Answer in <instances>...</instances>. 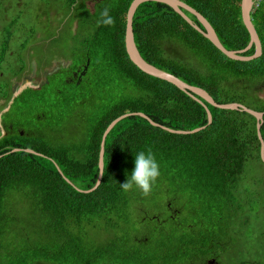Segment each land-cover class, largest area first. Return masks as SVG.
<instances>
[{
    "label": "trees",
    "instance_id": "trees-1",
    "mask_svg": "<svg viewBox=\"0 0 264 264\" xmlns=\"http://www.w3.org/2000/svg\"><path fill=\"white\" fill-rule=\"evenodd\" d=\"M132 1L104 0L91 11L81 3L74 10L77 0H67L63 17L76 14L79 18L77 34L72 33L76 50L73 60L80 64L89 58L86 76L94 74L97 86L104 88L101 83H105L108 88L100 101L78 94L69 104L60 99L71 87L75 88L73 92H77L76 87L80 90L84 79L79 84L65 83L57 99L58 121L84 106L92 104L94 109L81 115L82 120L75 121L67 131L57 122L46 127L44 138L29 140L20 144V150L0 157V264H103L105 244L91 241L90 232L117 230L115 236L128 249L129 240L137 236L133 230L135 214L141 215L135 223L143 222L145 227L137 236L142 242L139 258L127 261L129 264H188L212 256L232 264L233 258L228 255L232 250L242 254L238 264L259 262L254 247L264 243V195L258 188L247 189L243 178L248 162L264 169L257 119L246 111L223 109L205 100L213 115V122L208 124L201 102L177 85L140 69L126 48ZM183 1L210 21L228 49L239 50L249 44L242 0ZM105 10L113 18L111 24L102 22ZM185 12L204 28L194 14ZM252 19L262 42V54L252 60L230 58L166 3L140 4L133 30L139 51L150 63L206 89L219 103L240 102L264 111V98L258 94L260 84H264V0L256 1ZM48 31L46 28V37L58 35L54 31L48 36ZM254 51L252 46L244 54ZM130 112H143L172 129L207 126L195 133L179 134L137 114L125 117L106 137L101 183L90 192L79 190L92 188L98 180L101 142L108 125ZM48 116L45 113L44 119ZM80 122L85 130L82 136L61 140L62 134L78 132ZM261 131L264 137V123ZM26 148L44 155L27 152ZM149 149L161 171L152 190L147 195L135 187L123 190L120 183L126 182L134 168L135 153ZM255 179L264 183V173ZM155 198L167 211L169 204L172 208L176 205L180 217L170 219L161 208L155 213V207L149 206ZM25 204L30 214L21 213L20 207ZM245 207L251 221L241 226L248 232L258 230V236L249 232L254 242L248 246L241 238L243 230L235 231V213ZM183 215L193 224L181 220ZM33 218L38 222L36 230L47 241L31 235L35 231L30 223ZM13 228L25 236L22 244L3 239ZM242 247L245 252H240Z\"/></svg>",
    "mask_w": 264,
    "mask_h": 264
},
{
    "label": "flooded vegetation",
    "instance_id": "flooded-vegetation-1",
    "mask_svg": "<svg viewBox=\"0 0 264 264\" xmlns=\"http://www.w3.org/2000/svg\"><path fill=\"white\" fill-rule=\"evenodd\" d=\"M104 0H77L73 9L75 10L78 3L88 7L93 11L92 7ZM60 3L58 0H50L48 5L40 7L39 27H43V34L46 35V28L49 29L47 35H51L54 31L58 35L52 37H45L40 39L36 30H31L30 38L20 39L17 44L11 45L9 36L17 26V23L5 25L0 21V29L3 26L5 39L0 41V157L8 154L15 148H22L20 144L29 143V140H37L44 138L46 135V127H44L43 120L45 112L31 113L28 106V97L32 99H39L45 91V85L49 84L51 80L57 75L62 77L67 82H81L87 74L89 69L90 59L85 62L76 64L74 60L64 53H58L48 63H38L35 60L27 59L29 52L28 42L34 38L35 44L41 43L42 40L49 42V39L56 38L54 44L58 43L61 36L60 30L68 23L69 31L77 34L79 28V18L75 14L73 18L71 15L63 17L61 13ZM21 5L20 0H0V19L14 11V6ZM68 3L66 2L67 11ZM10 19L11 16H9ZM72 19V20H71ZM44 21L43 24H41ZM60 33V35H59ZM75 41L74 38H72ZM1 40V39H0ZM52 41V40H51ZM51 43H49L50 45ZM20 48L16 50L18 47ZM31 53L35 51L30 49ZM89 60V62H88ZM87 66V69H85ZM55 69H58L55 71ZM52 72V73H51ZM82 72H84L82 74ZM64 75V77H63ZM20 99V100H19ZM21 102V104H19ZM264 112V111H263ZM18 143V144H16ZM179 209L172 208L169 204L168 217L170 219L178 218ZM110 236V240L105 244L107 255L103 264H129L127 261L131 259L138 260V249L142 247L141 237L134 236L133 240H129V248L126 249L122 246L123 241L116 236ZM95 234L90 232L89 238L94 241ZM125 241V240H124ZM204 249V247H202ZM54 264L51 262L38 261L36 264ZM188 264H226L223 263L218 257H209L205 261ZM255 264H264V261L256 262Z\"/></svg>",
    "mask_w": 264,
    "mask_h": 264
},
{
    "label": "rangeland",
    "instance_id": "rangeland-1",
    "mask_svg": "<svg viewBox=\"0 0 264 264\" xmlns=\"http://www.w3.org/2000/svg\"><path fill=\"white\" fill-rule=\"evenodd\" d=\"M16 1V0H14ZM21 5L19 7L14 6V11L9 12L5 18L0 19L1 23H5V25H10L12 23H17V26L14 30H12L10 36H9V42L11 45L14 46V44H17L20 39H29L30 38V32L31 30H36V34L40 39H44L46 35L43 34V27H39L40 22H37L39 20L40 13V7L42 5H48L50 0H20ZM60 3L61 13L63 12V9L66 8V2L67 0H58ZM1 8V6H0ZM1 13V12H0ZM11 16L12 19L9 18ZM43 24L44 21H41ZM61 36L59 37L58 43L54 44L55 41H51L49 39V42H46L45 40H42L41 43L35 44L34 38L30 39L28 42L29 45V52H28V58L31 60H35L38 63H48L50 60H52L56 54L58 53H64V55L67 57L68 55L73 59L76 56V50H75V43L72 39L71 32L69 31V24L67 23L62 29ZM0 41L2 39H5L3 26L0 29ZM49 43H51L49 45ZM20 46L16 49L18 50ZM30 49L35 51L34 53L30 52ZM64 77V75H63ZM65 83H71L67 82V80H63L62 77L55 76L53 80L49 84L45 85V91L44 94L39 98L32 99L31 97H28V106L30 108L31 113H47L48 116L43 120L44 127H51L54 126L55 123L60 122L61 126H63V129L65 131L68 130V128L76 121H81L82 116L88 114L92 109H94V105L90 104V106H84V108H79L76 113H72L71 115L66 116L63 120L58 121L57 115L58 110L60 109V100L63 102H68L71 104L73 102V96L80 94V97L84 95L87 98V96L94 97L95 99H101L104 94L106 93V90L108 86L105 83H101L104 85V88H101L97 86V80H95L94 74H89V76H86L84 78L83 86L79 90L76 87L77 92H73L75 88L71 87V91L67 92L59 101H57L59 96H62L63 88L65 87ZM76 83H80L77 81ZM261 90L258 91L259 96L264 98V84H260ZM100 101V100H99ZM80 102H83V99L80 100ZM21 104V102H19ZM82 122L78 124V132H75L74 134H62L60 136L61 140L71 139L73 136L74 138L80 137L84 134L85 130L81 128ZM73 133V132H72ZM71 136V138H70ZM60 140V139H59ZM264 173V169L259 164H256L254 162H248L245 173L243 175V178L245 179L244 186L247 189H253L258 188L260 191V195H264V183H259L255 177L258 175H262ZM157 196H161V193L158 192ZM15 200V198H14ZM166 199L164 200V202ZM184 202L181 200L180 205H183ZM150 207H155V213L160 210V208L164 211V213H167L168 211L164 208V206L161 204L159 199H152L151 203H149ZM175 209H179L176 205H174ZM21 213L30 214V208L25 204L21 205L20 207ZM19 210V213H20ZM249 210L247 207H245L243 210L235 213V231L237 230H243V235L241 238L246 241L247 246L249 243L254 242L253 236H251L250 233H255L258 236V230L255 232V230L247 231L244 227H242V224H246V222H250V218L248 216ZM137 216V217H136ZM182 216V215H181ZM180 216H178L179 218ZM141 218L140 214H135V219L133 222V230L137 236L144 233V227L145 224L142 222L135 223L137 220ZM181 220L185 221V223L193 224L192 220L189 221L190 218H187L183 215ZM32 221V222H31ZM30 221L32 230L31 235L33 237L42 239L44 241H47L48 238L45 235L39 234L38 229L36 230L38 222L36 221V218H33ZM103 227H106L105 225H102ZM21 230H24V228H21ZM19 230L13 228L10 229L7 234L4 236V240L7 241V243H11L13 245L15 244H22L25 240V236L21 233H18ZM115 232H118L115 230ZM124 232L127 234V236H131L127 230L125 229ZM95 237L94 241L96 244H103L107 243L110 240V236L114 234L112 229H101L96 232H94ZM248 248V247H247ZM256 249V254H258V258L260 260L264 261V243L261 242L260 247L257 245L254 247ZM258 249L260 250L259 253H257ZM246 248L242 247V250L240 252H245ZM228 255L233 258L232 264H238V258L242 254L237 252L236 250H232L228 252ZM256 260V261H260Z\"/></svg>",
    "mask_w": 264,
    "mask_h": 264
},
{
    "label": "water",
    "instance_id": "water-1",
    "mask_svg": "<svg viewBox=\"0 0 264 264\" xmlns=\"http://www.w3.org/2000/svg\"><path fill=\"white\" fill-rule=\"evenodd\" d=\"M146 1H157V2H162L170 5L173 7L178 13H180L186 20H188L195 28H197L201 33H203L206 37H208L223 53H225L227 56H229L232 59L236 60H252L254 58L259 57L262 54V42L260 39V36L257 32L255 23L252 19V13L254 10V6L256 4L257 0H242L241 2V10H242V20L247 27L249 33H250V42L249 44L239 50H233V49H228L221 39L219 38L217 31L213 27V25L210 23V21L198 10H196L194 7L191 5L187 4L183 0H133L129 9H128V20H127V29H126V48L127 52L129 54L130 59L143 71H145L148 74H151L153 76L165 79L175 85H177L180 89L188 93L190 96L201 102L207 111V117H208V124H211L213 122V115L208 108L207 104L205 103V100L209 102L210 104L220 107L223 109H236V110H241V111H246L252 115H254L257 119V134L258 138L260 140V155L261 158L264 162V137L262 134V125L264 123V112L263 111H258L255 110L251 107H248L247 105L240 103V102H228V103H219L217 102L213 96L204 88L191 85L188 82L184 81L181 79L179 76H177L174 73H171L169 71H166L160 67H157L156 65L150 63L147 61L139 51V48L135 42V37H134V30H133V22H134V15L136 13L137 8L140 6V4L146 2ZM185 10H188L192 14H194L197 19L201 22L204 28L200 27L199 24H197L186 12ZM252 46H255V51L251 55H245L244 53L249 50ZM89 62V60H88ZM85 69H87V66H85ZM58 69H55V71ZM52 73V72H51ZM84 72H82L83 74ZM79 81V80H78ZM140 115L145 118H147L153 125L155 126H160L163 129H166L170 132L174 133H179V134H190V133H195L198 132L202 129H204L207 125H203L191 130H183V129H172L168 128L166 126L160 125L159 123L155 122L152 120L148 115H146L143 112H130V113H125L117 118H115L107 127V129L104 132L102 142H101V149H100V160H99V176L96 184L90 188V189H79L84 192H90L95 190L99 184L102 181L103 177V172H104V153H105V140L108 135V133L113 129V127L122 119L125 117L131 116V115ZM20 150V148H15L13 151ZM27 152H32L36 153L39 155H44L41 152H38L34 149L31 148H26L25 149ZM59 168V171L64 175L63 171ZM64 177L72 183L69 178H67L65 175ZM76 187V186H75ZM77 188V187H76ZM42 264V263H38Z\"/></svg>",
    "mask_w": 264,
    "mask_h": 264
},
{
    "label": "clouds",
    "instance_id": "clouds-1",
    "mask_svg": "<svg viewBox=\"0 0 264 264\" xmlns=\"http://www.w3.org/2000/svg\"><path fill=\"white\" fill-rule=\"evenodd\" d=\"M103 16L105 17L103 23L111 24L113 22V18L107 10L104 11ZM134 163L135 166L128 174L126 182L120 183L121 188L128 191L135 187L147 195L161 175L159 162L155 154L149 149L136 152Z\"/></svg>",
    "mask_w": 264,
    "mask_h": 264
},
{
    "label": "bare ground",
    "instance_id": "bare-ground-1",
    "mask_svg": "<svg viewBox=\"0 0 264 264\" xmlns=\"http://www.w3.org/2000/svg\"><path fill=\"white\" fill-rule=\"evenodd\" d=\"M105 164V163H104ZM115 233V232H114ZM116 234H118V233H116ZM115 236V235H114ZM118 236V235H117Z\"/></svg>",
    "mask_w": 264,
    "mask_h": 264
}]
</instances>
